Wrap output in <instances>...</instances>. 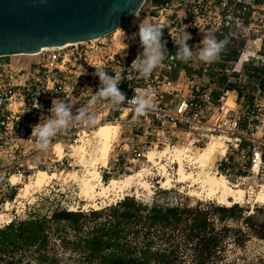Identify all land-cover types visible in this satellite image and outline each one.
<instances>
[{
    "label": "built area",
    "instance_id": "2783aa9c",
    "mask_svg": "<svg viewBox=\"0 0 264 264\" xmlns=\"http://www.w3.org/2000/svg\"><path fill=\"white\" fill-rule=\"evenodd\" d=\"M249 1L166 0L163 4L150 1L147 7L144 4L141 8L135 17L136 24L130 28L127 24L118 29L117 34L114 32L88 43L41 49L33 55L38 61L28 69L13 70L2 60L6 58H0V160L6 150L15 148L17 151V146L21 145L19 153L23 143L33 145L36 141V137L31 136L33 126L42 116L50 114L52 101L67 100L74 111L86 108L96 122L92 126L74 124L69 130L58 133L52 140L54 144L72 141V138L75 141L104 124H117L125 131L118 134L122 139L115 146L119 149L113 164L120 171L121 163L131 172L130 167L146 160L150 151L170 146L175 140L200 144L211 136H222L226 148L225 153L218 156L217 174L223 175L231 185L234 182L244 187L247 196L257 190L260 192L264 188V86H260V81L250 80L248 73L254 72L247 73L246 69L259 67L264 62V35L250 34L251 31L258 33L254 29L258 28L254 15L264 9ZM241 4L251 6L248 18L243 17L244 8H237ZM140 21L165 25L163 39L167 41L168 53L148 78L131 67L143 51L136 35ZM184 29L192 36L187 42L191 50L200 45L204 30H210L218 40L228 37L230 42L220 59L232 52L238 59H245L240 65L241 71L236 72H241L243 81L232 77L226 68L214 69L210 64L199 70L200 77H187L189 61L184 62L176 55V41ZM126 45L128 47L123 49ZM95 67H103L109 75H120L118 87L128 99L138 91L153 94L155 110L137 116L130 106L116 108L107 99L90 104L100 87L99 77L94 75ZM82 69L86 70L85 74ZM173 73L179 74V78L170 80ZM212 73L214 78L227 77L223 89L216 95L211 86L204 84L205 76ZM182 76L186 85L179 83ZM250 81H254L253 86ZM227 84H237V90L228 91ZM229 95L233 96V107L226 106ZM6 155L10 162L0 165V187L12 189L11 178L17 174L21 177L20 165L16 157ZM3 201L4 206L9 204L7 198ZM0 203L2 205L1 196Z\"/></svg>",
    "mask_w": 264,
    "mask_h": 264
},
{
    "label": "rangeland",
    "instance_id": "374dc122",
    "mask_svg": "<svg viewBox=\"0 0 264 264\" xmlns=\"http://www.w3.org/2000/svg\"><path fill=\"white\" fill-rule=\"evenodd\" d=\"M150 1L151 0H146L145 7L149 5ZM249 2L251 3V0ZM260 7L264 9V2L260 5ZM257 14L254 15V19L257 22L258 28L254 29H257L258 33H254L253 31H251L250 34H258L259 37H261L262 35H264V11H260V13L258 15ZM134 24H136V19L133 23H129L127 25V28H130ZM258 44L259 43H257V45ZM197 48L198 47L192 49L194 56L198 52ZM2 60H6L9 65H11L10 67L13 70L17 71L30 68L38 61V58L34 56H18L9 57ZM244 61L245 59H238L236 63L240 62L239 65H241ZM236 63L226 62L223 59H219V61L211 63L210 67L212 68L213 66H224L223 68H226V70L230 72L229 74H236V78L242 80V78H240L241 72L236 73ZM187 64H190V66L188 68L186 67V76L189 78H194L200 77L198 71L202 70L203 67L208 63L193 59ZM238 67L239 68L237 70L241 71V66ZM169 77L170 80H176L179 78V74L173 73ZM204 79V84L211 86L214 94L220 92L225 85H221V82H219L220 76L218 78L205 76ZM236 80L238 81V79ZM179 83L182 85H186L184 76H182V78L179 80ZM250 84L253 86L254 81H250ZM231 96L232 95H229V97ZM113 127H117L118 134L119 132L125 131V128H119V126L117 125ZM118 134L115 140L116 143L115 141H113L112 143V150L108 157L107 166H105L104 168H100L99 170L102 182L104 184L107 183L110 179H118L124 175L131 174L130 171H126L124 169L125 166L123 164L120 163L119 165L121 168L120 171L118 167L113 164L115 153H117L119 149L115 148V146L119 144L122 139L118 137ZM91 135L92 134L80 135L79 138H75V141L74 138H72V141L70 140L67 142L66 140H64V142L62 143H57L60 144L58 147L64 154L62 160L60 159L59 161L52 160V154L54 150L53 141L50 143L47 150L38 149L36 147L35 141L33 145H30L29 143H23V149L19 153L18 151L20 150L21 145L17 146V151L14 148L12 150H6L4 152L3 159L0 160V165L5 166L9 164L10 161L9 158L7 159L8 155L6 154L11 155V158L16 157V160L20 165L21 173V177H19L18 174L16 175V177L20 178L21 180L17 184H14V187H12V189L3 186L0 187V196L2 199V205L0 203V213H3L8 217V219H5L4 222L0 224V230L4 229V227H6L11 222L18 223L20 221H26L27 219L32 217L49 218V216H51L52 212L54 211L66 210L69 212H83L87 215L91 211H96L94 208H91V204L87 203L86 199H84L80 195V187L78 182L84 175L83 166L78 162L79 159L77 158L79 157H76V155L74 156V154L71 152V147L80 145L82 146V143H84L83 146H85L86 151H90L91 149H93L95 144L94 142H92V140H90L92 137ZM191 142L192 140H175L170 144L169 147L172 149V147H178V145L179 148L181 146L184 147L191 145L193 147L192 152L194 151L196 153V150H200L205 147L208 140H204L200 144H190ZM31 146H33L32 149ZM166 147L160 148L159 150H157V152H155L154 150L153 151L155 153H158V151H161ZM218 159V156L213 159L212 163L206 170L207 172L220 175L219 173L217 174V171L215 169V165ZM162 160V164L167 165L166 168L168 170V173L173 176L178 169L177 164L169 163V161L165 159ZM126 168H128L127 165ZM130 168L132 169V171H138L143 168H146V170H148V174L145 175V180L147 177L146 181H148L149 184L154 187L152 189L153 195L151 197V201L146 203L142 198L123 197L121 199L118 198L112 203H107L103 206H100L101 209L113 206L125 198H130L131 200H134L138 204L142 205H151L154 202L157 205L163 204L169 207L180 208H184L185 206L194 207L197 204H200L201 206L211 204L213 206L224 207L218 205L215 201H209L206 198L200 199L189 196V189L186 186L182 190L181 185L177 184L173 185L174 187L168 190L161 189L158 185H156V182L160 180L161 172L152 164H148L147 160H144L138 166L135 165L133 166V168ZM185 168L187 171H190L192 169V167L187 164L185 165ZM39 170L45 171L49 174L56 173V178L52 180L47 186L43 187L39 192L34 193V191L30 189L27 198L17 200L19 190L26 185L30 187L35 173ZM232 184L234 186H237L234 182H232ZM239 188L244 190V187ZM258 192L256 191L254 194H257ZM12 194L13 196L11 197ZM5 198H7L9 202L7 207L8 211H5L6 205L4 206L5 201H3ZM14 201H16V203H14ZM236 206H238V208L242 210L239 218H237L236 220L230 219L228 221H225L224 223H219L217 221L214 222L216 231L220 230L222 227H225L233 232L231 234L229 232L225 236L221 237V242L219 243L217 253L214 257H212L211 261H217L218 264H258L262 261L264 262V239H259L255 235L249 233L247 230V226L244 224L245 218L251 214H255V216L259 215L260 218L264 219V205L250 202ZM260 211L262 213H259ZM102 221L103 219L94 220L91 218H84L83 220H81V222H83V228L81 229V231L73 230L67 223L64 222H50L48 224V228L46 229L47 246L42 253L43 256L41 258L39 257V254L35 253L34 248H19L16 251H9L8 253L1 256L0 264H90L87 260L86 255L81 251L83 239L85 238V233L89 229V227L93 228V226L101 224ZM179 228H181V226H178V229H173V232L161 231L152 233V229L144 226V229L139 230L136 235H129V240H131L133 244H136V246L141 244L145 246L146 242H150L152 244L151 251L159 249L163 250L165 248H168V246L171 244L177 245L179 243L181 245L178 255V257L180 258L179 260L182 261L181 264H188L193 260L194 253L188 248L186 249L185 244L182 245L184 243V238L182 237L184 234H181V229ZM235 230H240L241 233L235 234ZM146 233L147 235H145ZM238 237L242 238L237 239ZM167 238L170 239V242H168L169 239ZM79 241L81 242L79 243V247H77Z\"/></svg>",
    "mask_w": 264,
    "mask_h": 264
},
{
    "label": "trees",
    "instance_id": "16d2710c",
    "mask_svg": "<svg viewBox=\"0 0 264 264\" xmlns=\"http://www.w3.org/2000/svg\"><path fill=\"white\" fill-rule=\"evenodd\" d=\"M151 1L154 4H163L166 0ZM263 2L264 0H253V6H259ZM237 8L239 10L244 8L243 17L248 18L251 6L241 4ZM223 60L236 63L238 55L232 52ZM223 67L215 66L214 69ZM251 71L254 74L248 73ZM246 72L250 80L260 81V86H264V62L259 67L246 69ZM198 73L200 75L201 72L198 71ZM209 76L214 77V74ZM232 77L236 78L237 75L232 74ZM226 81V76H220L221 85L226 84ZM226 89L228 91L237 90V84H227ZM240 213L242 210L236 205L227 208L211 204L205 206L197 204L194 207L180 208L163 204L157 205L154 202L151 205H142L130 198H125L113 206L91 211L88 215L83 212L54 211L49 218L32 217L18 223L11 222L0 230V257L19 248H34L35 253L39 254L41 258L47 246L46 229L50 222H64L73 230L81 231L83 228L81 220L91 218L94 220L103 219V221L93 228L89 227L83 239L81 251L86 255L90 264H181L182 261L178 257L181 248L179 243L171 244L163 250L151 251L152 244L150 242H146L145 246L143 244L136 246L129 240V235H136L139 230L144 229V226L152 229V233L173 232V229H178V226H181L179 229H181V234H184L182 245L185 244V248L194 253L193 260L188 264H218L217 261H211V259L217 253L221 237L229 232L231 234L233 231L225 227L216 231L214 222L224 223L230 219L236 220ZM244 224L249 233L259 239H264V219L259 215H249L245 218ZM234 232L235 234L241 233L240 230ZM258 264H264V262Z\"/></svg>",
    "mask_w": 264,
    "mask_h": 264
},
{
    "label": "bare ground",
    "instance_id": "6f19581e",
    "mask_svg": "<svg viewBox=\"0 0 264 264\" xmlns=\"http://www.w3.org/2000/svg\"><path fill=\"white\" fill-rule=\"evenodd\" d=\"M135 19L136 18L132 19L129 23H133ZM115 33L117 34L118 30L115 31ZM42 50H45V48ZM239 64L240 62L236 63V71H238ZM226 106L233 107V96L229 97ZM115 125L117 124H104L91 133L92 137L90 140H92L95 145L90 151H86L85 146H83L84 143H82V146L71 147V152L74 156L76 155V157H79L77 158L79 159L78 162L83 166L84 175L82 178L79 177L80 180L78 182L80 195L86 199L87 203L91 204L90 207L95 210H99L101 209L100 206L112 203L118 198L121 199L123 197L142 198L144 199L143 201L148 203L151 201L153 195L152 189L154 187L146 181L147 177L145 180V175L148 174L146 168L138 171H131V174L124 175L118 179H110L105 184L102 182L99 170L107 166L108 157L112 150V143L117 138V127H113ZM225 141L226 140L222 136H211L205 147L196 150V153L194 151V153L192 152L193 147L191 145L181 146L180 148L178 145V147L175 146L172 149L167 146L165 149L158 151V153H155L157 151H150L146 156L147 163L152 164L161 172L160 180L156 182V185L165 190L173 188L175 184L181 185V190L186 186L189 189V196L200 199L206 198L224 207L250 202L264 205V188H262L260 192L257 190V194L249 193L247 196L239 186L229 184L224 176L206 171L216 156H221L225 153ZM59 145L60 144L53 145L52 160L59 161L64 157L63 152H61L58 147ZM162 159L168 160L169 163L177 164L178 169L173 176L168 173L166 168L167 165L162 164ZM186 164L192 167L190 171L186 170ZM55 178L56 173L49 174L45 171H37L30 187L26 185L19 190L17 200L27 198L30 189L34 191V193L39 192ZM20 180L21 179L16 176L11 178L12 184H17ZM14 203H16V201H14ZM5 207V211H8V204ZM5 219H8V217L0 213V224H2Z\"/></svg>",
    "mask_w": 264,
    "mask_h": 264
},
{
    "label": "water",
    "instance_id": "95a60500",
    "mask_svg": "<svg viewBox=\"0 0 264 264\" xmlns=\"http://www.w3.org/2000/svg\"><path fill=\"white\" fill-rule=\"evenodd\" d=\"M146 0H0V58L102 39Z\"/></svg>",
    "mask_w": 264,
    "mask_h": 264
},
{
    "label": "clouds",
    "instance_id": "9594fccd",
    "mask_svg": "<svg viewBox=\"0 0 264 264\" xmlns=\"http://www.w3.org/2000/svg\"><path fill=\"white\" fill-rule=\"evenodd\" d=\"M129 14L137 17V10ZM163 29H165V25L162 23L152 24L144 21L139 23V31L136 35L139 36L143 51L132 62L131 67L144 78L150 77L168 53L167 41L163 39ZM185 29L176 41L177 58L184 62L193 59L208 64L217 62L220 59V54L226 50V46L230 42L228 37L218 40L210 30H204L202 31L203 39L197 48V54L194 56L190 45L187 43L192 39V36ZM127 47L126 45L123 49ZM123 54L126 55V53ZM85 72L86 70L82 69V74ZM94 75L99 77L100 87L91 97L90 104H95L101 99H107L116 108L130 106L137 116L155 110V98L150 92L138 91L133 98L128 99L118 87L121 82L120 75H109L103 67H95ZM49 113V115L41 117L40 122L33 126L31 133V136L36 137V147L40 150H47L58 133L69 130L74 124L92 126L96 122L95 116L89 113L86 108L74 111L73 106L67 100L52 101Z\"/></svg>",
    "mask_w": 264,
    "mask_h": 264
},
{
    "label": "crops",
    "instance_id": "0c3cea01",
    "mask_svg": "<svg viewBox=\"0 0 264 264\" xmlns=\"http://www.w3.org/2000/svg\"><path fill=\"white\" fill-rule=\"evenodd\" d=\"M3 61H5L6 62V60H3ZM232 92H234V91H232ZM216 95V94H215Z\"/></svg>",
    "mask_w": 264,
    "mask_h": 264
}]
</instances>
